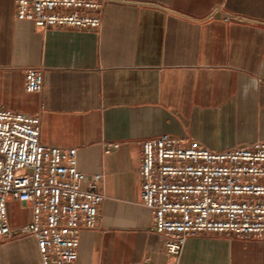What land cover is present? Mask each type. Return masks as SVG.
I'll return each instance as SVG.
<instances>
[{"label": "crops", "instance_id": "obj_1", "mask_svg": "<svg viewBox=\"0 0 264 264\" xmlns=\"http://www.w3.org/2000/svg\"><path fill=\"white\" fill-rule=\"evenodd\" d=\"M102 22L43 31L0 0V109H42L40 142L76 148L79 170L104 176L77 264H264L262 243L216 235L164 255L140 175L143 141L162 135L212 152L264 139V0H109ZM31 68L41 94L26 91ZM7 212L14 230L31 222L29 206ZM0 264H41L35 239L1 243Z\"/></svg>", "mask_w": 264, "mask_h": 264}, {"label": "built area", "instance_id": "obj_2", "mask_svg": "<svg viewBox=\"0 0 264 264\" xmlns=\"http://www.w3.org/2000/svg\"><path fill=\"white\" fill-rule=\"evenodd\" d=\"M107 1L16 0V20L43 31L99 32ZM25 84L27 93L41 94L43 71L27 69ZM41 119L42 109H0V244L32 237L41 264H77L81 233L98 227L104 176L83 174L76 148L43 145ZM140 175L142 205L167 257L179 258L199 236L264 245V139L212 152L162 135L143 141ZM9 201L29 206L31 222L12 229Z\"/></svg>", "mask_w": 264, "mask_h": 264}]
</instances>
